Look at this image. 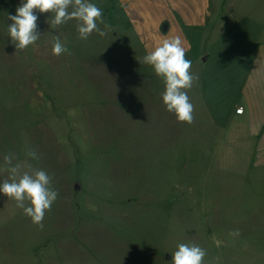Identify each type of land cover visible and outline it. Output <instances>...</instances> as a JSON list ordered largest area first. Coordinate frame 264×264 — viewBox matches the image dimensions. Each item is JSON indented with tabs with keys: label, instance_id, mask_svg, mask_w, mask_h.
<instances>
[{
	"label": "rangeland",
	"instance_id": "1",
	"mask_svg": "<svg viewBox=\"0 0 264 264\" xmlns=\"http://www.w3.org/2000/svg\"><path fill=\"white\" fill-rule=\"evenodd\" d=\"M21 3L0 0V183L11 153L23 171L45 170L58 198L41 228L0 193V264H171L181 243L204 249V264H264V172H241L222 140L223 72L264 45V0H213L190 58L191 124L166 110L163 79L110 24L81 40L76 20L53 28L35 12L39 39L15 48L8 16Z\"/></svg>",
	"mask_w": 264,
	"mask_h": 264
},
{
	"label": "crops",
	"instance_id": "2",
	"mask_svg": "<svg viewBox=\"0 0 264 264\" xmlns=\"http://www.w3.org/2000/svg\"><path fill=\"white\" fill-rule=\"evenodd\" d=\"M101 9L105 24L121 31L142 57L174 37L183 41L186 58L194 57L215 16L213 0H109ZM223 86L230 87L229 103L222 109L225 155L241 172L263 173L264 45L248 61L239 60L238 70L223 72ZM238 108L243 113H237ZM208 111L213 125L219 108L212 111L209 106Z\"/></svg>",
	"mask_w": 264,
	"mask_h": 264
},
{
	"label": "clouds",
	"instance_id": "3",
	"mask_svg": "<svg viewBox=\"0 0 264 264\" xmlns=\"http://www.w3.org/2000/svg\"><path fill=\"white\" fill-rule=\"evenodd\" d=\"M35 12L51 13L53 28L76 20L81 40H87L94 31L100 36L106 35L98 23L104 24L105 29L110 27L104 22L102 9L89 0H22L16 14L8 16L11 21L8 33L15 48L24 50L39 39L38 16ZM66 52L67 48L57 37L52 46L53 55L60 56ZM143 62L163 79L165 88L162 101L166 110L174 113L179 122L191 124L194 120V105L187 90L192 88L198 77L190 71L192 62L186 58L183 41L179 37L163 40L143 57ZM27 155L39 159L32 149L28 150ZM14 158L11 153L4 156L10 177L0 183V193L15 200L24 214L42 228L44 216L51 210L58 192L50 187L51 177L45 170L23 171L20 163L13 164ZM205 256L206 251L198 245L181 243L172 254L171 264H204Z\"/></svg>",
	"mask_w": 264,
	"mask_h": 264
},
{
	"label": "built area",
	"instance_id": "4",
	"mask_svg": "<svg viewBox=\"0 0 264 264\" xmlns=\"http://www.w3.org/2000/svg\"><path fill=\"white\" fill-rule=\"evenodd\" d=\"M237 113H239V114L243 113V108H238Z\"/></svg>",
	"mask_w": 264,
	"mask_h": 264
}]
</instances>
